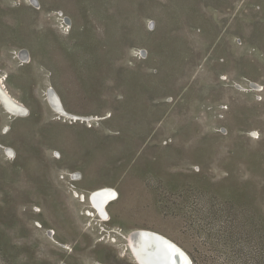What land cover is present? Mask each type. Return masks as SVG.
Listing matches in <instances>:
<instances>
[{
  "label": "rangeland",
  "instance_id": "rangeland-1",
  "mask_svg": "<svg viewBox=\"0 0 264 264\" xmlns=\"http://www.w3.org/2000/svg\"><path fill=\"white\" fill-rule=\"evenodd\" d=\"M39 1L0 0V75L30 109L0 107V264H136L138 228L264 264V0ZM47 85L103 118H59ZM70 184L116 189L110 219Z\"/></svg>",
  "mask_w": 264,
  "mask_h": 264
},
{
  "label": "bare ground",
  "instance_id": "bare-ground-1",
  "mask_svg": "<svg viewBox=\"0 0 264 264\" xmlns=\"http://www.w3.org/2000/svg\"><path fill=\"white\" fill-rule=\"evenodd\" d=\"M29 4H31L34 8H40V3L38 0H26ZM19 58L22 62H30L31 57L27 50L22 49L20 51ZM6 75H0V107L3 111L13 118L18 117H27L29 114V107L18 100L17 98L13 97L12 94L9 92L7 85H6ZM253 90H259L261 86L256 83H251ZM237 87V86H236ZM55 87L47 86L46 87V96L47 101L49 104L50 109L55 112L56 115H59L61 119H69L72 122H80L83 123L85 121H89L92 119H98L99 117L89 116L83 113H78L74 111H70L66 109L62 100L60 99L59 93L54 89ZM241 90H244L241 86L237 87ZM223 107V105H220ZM93 115V114H91ZM98 115V114H97ZM11 117V118H12ZM103 117H100V119ZM100 121V120H99ZM93 122V121H92ZM87 124V123H86ZM250 137L256 136L257 132H249ZM3 146V145H1ZM5 150V151H4ZM3 154L5 152L7 156H17L14 149L9 146H3L2 148ZM13 157V158H14ZM73 172V173H72ZM70 177L74 178L73 176L80 177L81 173L78 171H72ZM64 173V175L69 179L68 174ZM63 175V173H61ZM66 179V180H67ZM79 179V178H77ZM71 190L74 196L80 201L87 200L89 205L94 209L98 210L105 218L102 221H107L110 219V214L108 211L109 205L117 200L120 196L119 192L109 186H99L91 190L87 197L84 198L83 193L79 192V190L72 184H70ZM88 209V208H87ZM88 210L84 211L83 213L87 216H95L86 214ZM101 218V217H99ZM101 221V222H102ZM52 236L54 235V231H49ZM131 248L128 246L127 250L131 256V258L135 261L136 264H162V259L167 264H194L189 252L179 243L175 242L174 240L170 239L169 237L165 236L164 234L150 229H142L138 228L132 230L129 234ZM157 254V255H156ZM163 258H162V257ZM163 264H165L163 262Z\"/></svg>",
  "mask_w": 264,
  "mask_h": 264
},
{
  "label": "crops",
  "instance_id": "crops-1",
  "mask_svg": "<svg viewBox=\"0 0 264 264\" xmlns=\"http://www.w3.org/2000/svg\"><path fill=\"white\" fill-rule=\"evenodd\" d=\"M39 1V0H38ZM39 3H40V8H41V6H42V4H41V2L39 1ZM29 4V3H28ZM31 5V4H30ZM33 9H36V8H34L33 6H31ZM39 9V8H38ZM25 48H27L26 46H24ZM13 65H15V66H21V65H23V64H25V63H27V62H19V60H18V58L16 57V56H13ZM29 63V62H28ZM6 81V80H5ZM47 86H51V85H47ZM51 87H53V86H51ZM9 88H11V86L9 85ZM16 86H14V88H11L12 90H13V92H15V95H16V93H17V91H16ZM46 89V88H45ZM10 92V91H9ZM44 92H45V90H44ZM43 95H44V100H45V102L47 101V96H46V94L45 93H43ZM13 96V95H12ZM14 97V96H13ZM16 98V97H15ZM19 100V99H18ZM46 105L48 106V104H47V102H46Z\"/></svg>",
  "mask_w": 264,
  "mask_h": 264
},
{
  "label": "built area",
  "instance_id": "built-area-1",
  "mask_svg": "<svg viewBox=\"0 0 264 264\" xmlns=\"http://www.w3.org/2000/svg\"><path fill=\"white\" fill-rule=\"evenodd\" d=\"M69 25H70V20H69L66 16H62V17L60 18V26H61V28H62L63 30L68 31ZM140 54H141V52H140ZM249 86H250V85H249ZM261 88H262V87H261ZM261 88H260L259 90H261ZM244 89H246V88H244ZM219 107L221 108L222 106L219 105ZM12 157H14V156H12ZM70 175H71V173L68 174L69 179H73L72 177H70ZM73 177H74V178H75V177L77 178V176H73ZM69 179H68V180H69ZM72 185H73V184H72ZM89 217H93V216H89ZM51 232H52V231H51ZM48 233H50V232H48ZM50 235H52V233H51Z\"/></svg>",
  "mask_w": 264,
  "mask_h": 264
},
{
  "label": "water",
  "instance_id": "water-1",
  "mask_svg": "<svg viewBox=\"0 0 264 264\" xmlns=\"http://www.w3.org/2000/svg\"><path fill=\"white\" fill-rule=\"evenodd\" d=\"M157 255V254H156ZM162 257V256H161ZM163 258V257H162ZM162 261V264H163V262L165 263V264H167L165 261H164V258L161 260Z\"/></svg>",
  "mask_w": 264,
  "mask_h": 264
}]
</instances>
